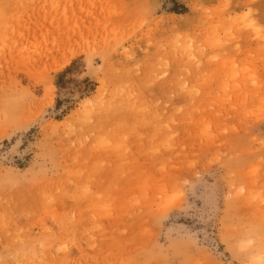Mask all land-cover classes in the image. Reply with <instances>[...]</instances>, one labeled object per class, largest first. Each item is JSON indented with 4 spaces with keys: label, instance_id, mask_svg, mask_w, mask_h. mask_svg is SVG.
I'll use <instances>...</instances> for the list:
<instances>
[{
    "label": "rangeland",
    "instance_id": "obj_1",
    "mask_svg": "<svg viewBox=\"0 0 264 264\" xmlns=\"http://www.w3.org/2000/svg\"><path fill=\"white\" fill-rule=\"evenodd\" d=\"M0 264H264V0H0Z\"/></svg>",
    "mask_w": 264,
    "mask_h": 264
}]
</instances>
